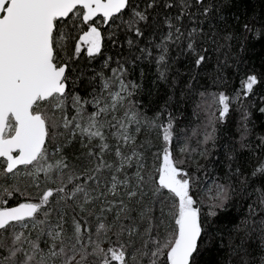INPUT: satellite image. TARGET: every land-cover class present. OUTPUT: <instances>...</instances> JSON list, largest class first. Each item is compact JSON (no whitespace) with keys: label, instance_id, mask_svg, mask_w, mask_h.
<instances>
[{"label":"snow or ice","instance_id":"snow-or-ice-1","mask_svg":"<svg viewBox=\"0 0 264 264\" xmlns=\"http://www.w3.org/2000/svg\"><path fill=\"white\" fill-rule=\"evenodd\" d=\"M240 2L0 0V264H219L206 257L222 251L224 264H264V158L253 152L256 162L242 165L232 147L222 180L199 164L197 175L185 167L187 157L206 158L208 150L191 148L190 138L173 146L183 131L169 110L174 92L151 117L138 99L161 85L174 90L179 79L193 91L215 55L214 82L232 69L239 90L213 94L219 107L201 143H214L215 123L226 122L233 102L243 108L264 84V71L246 55L264 44V9L242 13ZM157 9L166 10L162 22ZM161 23L163 33L156 31ZM102 26L114 45L124 37L130 55L105 58L111 74L95 73L85 86L74 75L76 63L85 52L103 56ZM145 60L155 66L151 80L140 67ZM178 60L183 73L174 68ZM262 105L264 95L241 112L243 148L257 122L264 129ZM151 130L162 141L152 167L149 142L137 144ZM77 137L88 149L80 167L68 154ZM257 141L264 149V135ZM109 151L111 163L104 159ZM41 174L47 183L37 198L4 207L19 191L17 179L40 188ZM237 203L245 215H233ZM225 221L231 230L221 227Z\"/></svg>","mask_w":264,"mask_h":264},{"label":"trees","instance_id":"trees-1","mask_svg":"<svg viewBox=\"0 0 264 264\" xmlns=\"http://www.w3.org/2000/svg\"><path fill=\"white\" fill-rule=\"evenodd\" d=\"M163 2V0H161ZM239 11L242 13H247L251 15L253 12L256 15L261 13V10L264 9V0H241L238 5ZM157 12L160 15L157 17L159 21H163L164 9H157ZM171 13H175L178 9L173 8L167 10ZM185 25H188V21H183ZM101 31L105 36L104 47L102 49L103 56H98L95 59H90L87 57L86 52L83 53L76 63L77 71L74 73L76 76H81L84 80L85 86H87L88 78L95 75L100 71H103L105 75H110L111 73L107 68L103 67L104 59L108 56H112L114 59L119 58V54L123 56H129L130 52L126 43V40L121 36L118 44H113L109 40L108 32L110 30L105 27H101ZM157 32L163 33L167 31L166 27L161 25L156 29ZM74 35L78 36V33ZM158 42V39H157ZM75 43V40L71 42ZM147 43L146 40L139 43V47H144ZM250 58V65L255 67L257 71H264V44H257L250 52L246 54ZM183 57H181V60ZM216 64L215 55L209 62V67L207 70L202 73L199 83H194L193 91H189L186 84L182 79H179V82L176 88L170 89L166 86L161 85L159 90H153L151 95L147 93L141 94L138 99L143 102L142 110L151 117L155 112L160 110V107L163 105L164 101L167 99L168 95H172L174 92V100L170 106V111L173 112L177 119L178 131L183 130L180 134L179 144L183 143L186 138L191 148L197 149L198 151H203L205 148L208 150V156L202 158L198 155L193 154L188 156V163L185 165L186 168H189L193 173L200 175L196 172L197 164L204 165L208 173L215 174L223 179V174L227 171L225 163V153L232 147H235L236 152L239 154V162L243 165L247 163L250 167L256 162V158L253 156V152H257L260 157L264 158V149L257 148V136L264 135V129L261 128L260 123L257 122V127L254 130V134L248 138L247 143L249 144L248 148L241 147L239 127L241 123V112L243 108H247L249 105L254 104L259 101L260 97L264 95V84L257 86L255 89L257 95L250 97L248 100L243 101V108L240 102L234 101L232 108L230 110L229 116L226 122H216V132H215V142H209L207 145L201 143L203 140L204 134L206 131H211L210 120H214L212 113L216 112L218 105L213 102V94H218L221 91L226 92L228 95L232 96L235 91L239 90V77L237 75H232V69H228L223 73L225 79L223 81H215V70L214 66ZM112 67H115V63H112ZM245 65L244 67H248ZM140 67L145 70L146 75L149 80L155 77V66L150 64L147 60L140 63ZM175 69H179L181 73L184 72V66L178 60L174 65ZM139 75V68L129 77L134 79ZM240 76L243 73L239 74ZM97 86H99V81H97ZM76 90L81 94L85 92V87H81L80 83L77 82ZM200 92H204L205 96L201 97ZM199 105V107H197ZM264 106V105H262ZM195 130L196 134L193 135ZM63 131V130H61ZM109 144L115 145L116 141L113 138H109ZM149 142V148L147 153V160L150 167L154 164H158V161L155 159L154 153L162 148V141L159 138L158 130L144 131L137 138V144ZM97 143L96 141L93 142ZM177 142L174 143V147L179 145ZM127 151V149H125ZM87 148H83L80 145L79 137H77L74 146L68 152L69 157L72 161V164L76 167L87 164ZM79 157V159H75ZM183 158V157H182ZM104 159L111 163L114 159V152L109 151L104 153ZM248 168H246V171ZM109 176V172L106 170L103 174L102 179H106ZM203 178V177H202ZM40 188H36L33 184L31 178L23 177L19 178L14 182V187L19 189L18 192H14L12 196L7 199V204H15L20 200V197H28L27 195L36 194L38 191L41 193L43 188L46 186V180L41 174V179L39 181ZM48 186H51L48 184ZM30 199V198H28ZM111 199V197H109ZM246 214V210L241 207L239 203L233 212L234 216L240 217ZM93 228L95 227V221H92ZM221 227L226 230H231L232 225L227 221L221 225ZM215 257V260L219 264H224L225 259H227V252L222 251L220 253H211L206 259H212Z\"/></svg>","mask_w":264,"mask_h":264},{"label":"rangeland","instance_id":"rangeland-1","mask_svg":"<svg viewBox=\"0 0 264 264\" xmlns=\"http://www.w3.org/2000/svg\"><path fill=\"white\" fill-rule=\"evenodd\" d=\"M178 144H179V142H177ZM179 146V145H178ZM177 146V147H178ZM184 158V157H183ZM20 178H23V176L22 177H20ZM40 195V192L38 191V193H36V194H30V195H27L28 197H25V202H27L28 200H30V199H32V200H34L35 198H37L38 196ZM9 197H7L6 199H8ZM28 198H30V199H28Z\"/></svg>","mask_w":264,"mask_h":264},{"label":"flooded vegetation","instance_id":"flooded-vegetation-1","mask_svg":"<svg viewBox=\"0 0 264 264\" xmlns=\"http://www.w3.org/2000/svg\"><path fill=\"white\" fill-rule=\"evenodd\" d=\"M23 202H25V197H20V200L18 202H16L15 204H11V205L5 204L4 207L16 206L19 203H23Z\"/></svg>","mask_w":264,"mask_h":264},{"label":"water","instance_id":"water-1","mask_svg":"<svg viewBox=\"0 0 264 264\" xmlns=\"http://www.w3.org/2000/svg\"><path fill=\"white\" fill-rule=\"evenodd\" d=\"M17 206V205H16ZM11 207H15V206H11Z\"/></svg>","mask_w":264,"mask_h":264}]
</instances>
